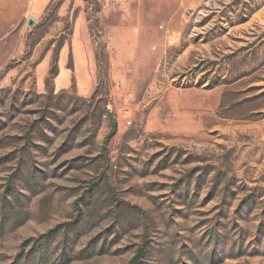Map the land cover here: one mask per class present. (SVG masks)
I'll return each instance as SVG.
<instances>
[{
    "label": "rangeland",
    "instance_id": "obj_1",
    "mask_svg": "<svg viewBox=\"0 0 264 264\" xmlns=\"http://www.w3.org/2000/svg\"><path fill=\"white\" fill-rule=\"evenodd\" d=\"M14 262L264 264V0H0Z\"/></svg>",
    "mask_w": 264,
    "mask_h": 264
},
{
    "label": "trees",
    "instance_id": "obj_2",
    "mask_svg": "<svg viewBox=\"0 0 264 264\" xmlns=\"http://www.w3.org/2000/svg\"><path fill=\"white\" fill-rule=\"evenodd\" d=\"M116 132H117V124H116V121L113 120V122H112V131L110 133V136L115 135ZM13 264H17V262H14Z\"/></svg>",
    "mask_w": 264,
    "mask_h": 264
},
{
    "label": "water",
    "instance_id": "obj_3",
    "mask_svg": "<svg viewBox=\"0 0 264 264\" xmlns=\"http://www.w3.org/2000/svg\"><path fill=\"white\" fill-rule=\"evenodd\" d=\"M33 23H34L33 18H31V17L28 18L27 25H28V26H31Z\"/></svg>",
    "mask_w": 264,
    "mask_h": 264
},
{
    "label": "built area",
    "instance_id": "obj_4",
    "mask_svg": "<svg viewBox=\"0 0 264 264\" xmlns=\"http://www.w3.org/2000/svg\"><path fill=\"white\" fill-rule=\"evenodd\" d=\"M31 1L36 2V0H31Z\"/></svg>",
    "mask_w": 264,
    "mask_h": 264
},
{
    "label": "crops",
    "instance_id": "obj_5",
    "mask_svg": "<svg viewBox=\"0 0 264 264\" xmlns=\"http://www.w3.org/2000/svg\"><path fill=\"white\" fill-rule=\"evenodd\" d=\"M47 2H48V0H47ZM39 11H41V10H39Z\"/></svg>",
    "mask_w": 264,
    "mask_h": 264
}]
</instances>
